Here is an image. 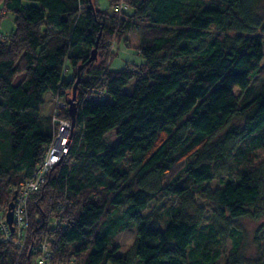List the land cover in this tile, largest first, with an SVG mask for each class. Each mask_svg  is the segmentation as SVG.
<instances>
[{"label":"trees","instance_id":"1","mask_svg":"<svg viewBox=\"0 0 264 264\" xmlns=\"http://www.w3.org/2000/svg\"><path fill=\"white\" fill-rule=\"evenodd\" d=\"M98 1L0 0V27L13 22L0 29V220L56 132L45 93L66 101L59 116L71 120L83 65L69 152L28 200L24 246L0 228V264H36L41 240L51 264H216L240 234L236 219L264 217L259 0ZM136 24L143 61L111 69V40L126 42ZM129 227L122 253L114 238ZM224 264H264V253L250 259L236 245Z\"/></svg>","mask_w":264,"mask_h":264},{"label":"rangeland","instance_id":"2","mask_svg":"<svg viewBox=\"0 0 264 264\" xmlns=\"http://www.w3.org/2000/svg\"><path fill=\"white\" fill-rule=\"evenodd\" d=\"M100 7L102 9L109 8L108 0H99ZM258 12L264 15V0H259L257 4ZM2 14L4 13L1 11ZM0 12V13H1ZM4 20H10V26L13 24L12 16L9 14L6 16ZM2 32H6L3 27H0ZM141 36V28L140 25L133 26L128 33L126 34L127 41L124 42L123 40L117 42L116 39H112L110 42L111 51L114 52L112 58L109 59V67L113 70H119L126 65H138L143 61L142 56L139 54L138 51V43ZM264 38V36H263ZM262 65L264 66V58L262 60ZM23 78V75H19L15 79V83H18ZM236 95L241 96L240 90L237 88L234 90ZM242 97V96H241ZM44 104L42 105L41 111L43 113H50L52 114L54 103H56L55 98L53 97V93L51 91H47L44 95ZM55 100V101H54ZM238 121H235V124ZM116 131L112 130L106 135L107 142L111 145L116 142L117 140ZM256 159L254 161L255 166L259 165V163L264 160V150L258 149L256 150ZM231 174H226L224 177L220 179H216L210 182V186L212 188H216L220 186L221 180H227ZM170 201H166L165 205H169ZM197 202L200 205H206V202L197 199ZM153 207V205L151 206ZM210 220L205 217L203 221V225L200 228V232L207 233L209 231L208 224ZM240 234L236 235V238H228L226 241L225 246H222L221 249L224 251V257L217 261L216 264H224L226 257L231 254L234 250L236 245H239L243 255L250 259H256L260 254L264 253V217L259 220H254L248 217L236 219L235 224ZM136 237V229L135 227H129L123 232H120L114 238L113 245L120 246L119 252H124L134 241ZM112 245V246H113Z\"/></svg>","mask_w":264,"mask_h":264},{"label":"built area","instance_id":"3","mask_svg":"<svg viewBox=\"0 0 264 264\" xmlns=\"http://www.w3.org/2000/svg\"><path fill=\"white\" fill-rule=\"evenodd\" d=\"M55 100L56 103H54L52 118L57 127L56 132L33 178L23 182L15 191L12 222L14 229H10L6 221V216L0 220L3 240L12 241L16 246L21 248L24 246V240L29 226L30 215L27 209L28 200L32 194L40 189L51 169L68 154L74 134V127L71 120L59 116L61 109L67 107L66 101L59 96ZM31 249L37 253L35 259L36 264H51L53 253L47 241L41 240L31 245Z\"/></svg>","mask_w":264,"mask_h":264},{"label":"water","instance_id":"4","mask_svg":"<svg viewBox=\"0 0 264 264\" xmlns=\"http://www.w3.org/2000/svg\"><path fill=\"white\" fill-rule=\"evenodd\" d=\"M100 35L97 37L96 43H95V47L93 48L92 52H91V56L88 59L87 62H90L94 59H96L97 57V45H98V39H99ZM83 65L79 66L78 68V74H77V78L76 81L73 85V89H72V96L71 98L68 100V105H69V111H70V115H71V120H72V124L74 125L75 123V114H76V102H75V98H76V94H77V88H78V84L80 82V69L82 68ZM15 198V195L14 197ZM13 207H14V202L11 201L8 205V211L6 213V221L8 222V224L10 225V228L13 230V226H12V222H13Z\"/></svg>","mask_w":264,"mask_h":264},{"label":"crops","instance_id":"5","mask_svg":"<svg viewBox=\"0 0 264 264\" xmlns=\"http://www.w3.org/2000/svg\"><path fill=\"white\" fill-rule=\"evenodd\" d=\"M1 27H3V28L6 30V32L8 33V32L11 31V29H12V27H13V24L10 26V20H4V21L2 22ZM6 32H3V33H6ZM44 102H45V101H44ZM42 113H43V112H42ZM49 113H50V111H49ZM49 113H43V114H44V115H49Z\"/></svg>","mask_w":264,"mask_h":264}]
</instances>
